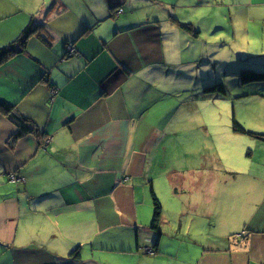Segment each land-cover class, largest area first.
<instances>
[{
  "label": "crops",
  "instance_id": "1",
  "mask_svg": "<svg viewBox=\"0 0 264 264\" xmlns=\"http://www.w3.org/2000/svg\"><path fill=\"white\" fill-rule=\"evenodd\" d=\"M227 1L264 41V0ZM195 4L0 0V48L33 31L0 67V101L46 135L12 141L0 111V264H264L263 139L242 134L255 145L243 163L199 148L187 174H163L164 134L179 124H166L167 98L193 81L200 50L183 25ZM247 130L264 134V116ZM162 177L188 218L155 240L148 193Z\"/></svg>",
  "mask_w": 264,
  "mask_h": 264
},
{
  "label": "rangeland",
  "instance_id": "2",
  "mask_svg": "<svg viewBox=\"0 0 264 264\" xmlns=\"http://www.w3.org/2000/svg\"><path fill=\"white\" fill-rule=\"evenodd\" d=\"M242 7L229 5L227 0H196L195 7L187 11L189 22L186 24L200 31L195 40L200 50L194 53L196 62L189 71L193 81L181 83L179 96L168 97L166 102H170L166 124L179 122L177 134H164V140L169 136L170 146L166 143L161 146L163 174L169 178L174 179L179 174L176 170L187 174V169L196 166L201 160L199 148L220 154L225 163H243L250 159L248 149H255L254 144L244 141L247 137L242 134L246 133L236 132L233 127L237 122L250 129L264 116V82L243 84L240 80L242 69L264 71V41L258 29H252L247 35V23L238 22L237 18L242 20L243 16H250L247 11L238 12ZM218 83H223L224 93L205 92L206 87ZM183 89L187 92H182ZM189 108L193 112H189ZM158 180L163 182L155 183L152 195L151 191L148 193L152 219L154 196L163 207L160 225L153 226L151 219L155 240L162 231L164 235L169 234L170 224H180V220L188 218L186 207L184 211L177 201L176 188L163 177ZM175 205L180 209H174ZM178 234H181V242L188 240L181 230ZM163 251L173 254L166 247Z\"/></svg>",
  "mask_w": 264,
  "mask_h": 264
},
{
  "label": "trees",
  "instance_id": "3",
  "mask_svg": "<svg viewBox=\"0 0 264 264\" xmlns=\"http://www.w3.org/2000/svg\"><path fill=\"white\" fill-rule=\"evenodd\" d=\"M184 28L194 31L192 26L189 24H183ZM33 33L31 28H27L23 34L14 42L8 44L7 46L0 48V67L5 64L9 59L15 55H21L27 53V41L31 34ZM76 54V50L74 55ZM66 56H71L69 52L65 54ZM73 55V54H72ZM240 80L243 84L253 83V82H264V71H256L254 69H242L240 73ZM55 89V88H54ZM206 93L213 92H225L223 83H218L211 85L205 88ZM0 111L3 114L7 115L8 118L17 126L16 133L12 136V141L27 135L31 134L36 136L38 139H44L46 137L45 133L41 132L39 126L32 119L24 116L16 107L15 104L8 101H0ZM234 130L236 132L246 133L255 138L263 139L264 134L256 133L253 131L247 130L242 125L234 122ZM154 219L153 226H158L161 223V214L163 212V207L160 200L154 196ZM73 255L79 256V249L73 251Z\"/></svg>",
  "mask_w": 264,
  "mask_h": 264
},
{
  "label": "built area",
  "instance_id": "4",
  "mask_svg": "<svg viewBox=\"0 0 264 264\" xmlns=\"http://www.w3.org/2000/svg\"><path fill=\"white\" fill-rule=\"evenodd\" d=\"M122 12H123V9H122V8H120V9L117 10V14H118V15H119L120 13H122ZM75 50H76V49H75L74 46H69V47H68V51H69L70 55L74 54V53H75ZM56 94H57V91H56L54 88H52V95L55 96ZM11 178H12L13 180H16V179H17V176L12 175Z\"/></svg>",
  "mask_w": 264,
  "mask_h": 264
}]
</instances>
